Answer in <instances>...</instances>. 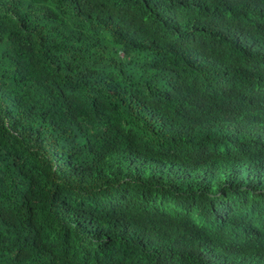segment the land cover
Returning a JSON list of instances; mask_svg holds the SVG:
<instances>
[{
    "label": "trees",
    "instance_id": "trees-1",
    "mask_svg": "<svg viewBox=\"0 0 264 264\" xmlns=\"http://www.w3.org/2000/svg\"><path fill=\"white\" fill-rule=\"evenodd\" d=\"M210 5L0 0V264H194L179 202L200 165L229 179L224 199L235 190L256 203L240 181L252 166H220V95L169 47L171 22L204 25L205 14L222 26ZM224 5V27L247 29L235 12L256 1ZM255 63L223 42L215 65L238 78ZM226 80L232 97L241 84ZM191 192L201 212L220 204L214 190Z\"/></svg>",
    "mask_w": 264,
    "mask_h": 264
},
{
    "label": "clouds",
    "instance_id": "clouds-1",
    "mask_svg": "<svg viewBox=\"0 0 264 264\" xmlns=\"http://www.w3.org/2000/svg\"><path fill=\"white\" fill-rule=\"evenodd\" d=\"M207 1L211 3L208 11L223 27L210 29L213 22L205 14L201 15L208 20L204 25L171 22L169 47L179 57L189 59L190 67L200 72L208 86L220 95L226 115L224 120L215 121L210 130L225 139L223 145L217 147L220 166H224V172H233L236 176L240 168L252 166L253 171L247 178H239L256 203L235 190L231 197L224 199L221 192L226 184L229 186V179L221 180L206 165L197 166L196 177L180 191L179 208L188 221L189 231L183 248L196 257L194 264H264V0H255L257 5L250 12L248 8L236 11L237 22H245L248 28L234 30L224 27L225 0ZM217 3L221 7H217ZM223 42L245 46L255 55L251 74L226 78L217 69L216 58L223 52ZM226 79H236L238 81L233 82L241 84L232 97L221 91ZM248 149L254 150L253 157L245 155ZM200 187L216 191L220 204L214 206L208 201V208L201 212V204L191 192ZM244 206L250 209L251 216L241 223L237 218L242 216ZM204 240L210 244L208 251L200 249Z\"/></svg>",
    "mask_w": 264,
    "mask_h": 264
},
{
    "label": "bare ground",
    "instance_id": "bare-ground-1",
    "mask_svg": "<svg viewBox=\"0 0 264 264\" xmlns=\"http://www.w3.org/2000/svg\"><path fill=\"white\" fill-rule=\"evenodd\" d=\"M181 172V171H180ZM236 188V187H235Z\"/></svg>",
    "mask_w": 264,
    "mask_h": 264
}]
</instances>
